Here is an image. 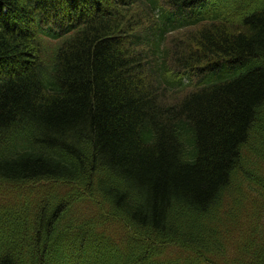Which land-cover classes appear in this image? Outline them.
Masks as SVG:
<instances>
[{"label":"trees","instance_id":"1","mask_svg":"<svg viewBox=\"0 0 264 264\" xmlns=\"http://www.w3.org/2000/svg\"><path fill=\"white\" fill-rule=\"evenodd\" d=\"M4 191L0 264H264V0H0Z\"/></svg>","mask_w":264,"mask_h":264},{"label":"rangeland","instance_id":"2","mask_svg":"<svg viewBox=\"0 0 264 264\" xmlns=\"http://www.w3.org/2000/svg\"><path fill=\"white\" fill-rule=\"evenodd\" d=\"M179 42H184V43H188L191 44L190 42V36L188 35V33H185L184 30H182L181 32L171 35L170 36V42L169 45L172 49H176L177 48V44ZM184 94H167V100L168 101H177L179 100Z\"/></svg>","mask_w":264,"mask_h":264}]
</instances>
